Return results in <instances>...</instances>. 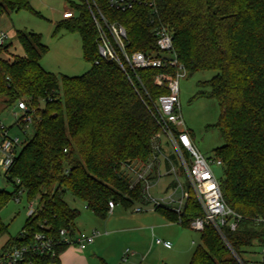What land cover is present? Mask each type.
I'll return each instance as SVG.
<instances>
[{"label": "trees", "instance_id": "16d2710c", "mask_svg": "<svg viewBox=\"0 0 264 264\" xmlns=\"http://www.w3.org/2000/svg\"><path fill=\"white\" fill-rule=\"evenodd\" d=\"M67 2L75 15L57 23L55 32L66 28L80 34L83 57L91 64L85 73L46 70L41 60L48 46L31 31L17 30L23 55H13L11 44L0 45V98L7 106L25 102L16 125L24 132L28 123L35 128L5 170L13 190L0 188V233L8 230L1 212L20 191L37 201L21 233L3 251L28 244L36 232L53 238L63 228L75 232L79 211L68 205L67 193L102 218L109 201L126 208L144 201L142 183L131 187L124 165L149 160L159 130L154 101L169 93L155 83V76L175 69L127 68V73L102 59L91 13L95 3L109 21L125 27L128 51L157 52L152 25L160 22L174 34V50L186 75L217 71L198 83L197 97L218 103L219 118L211 127L221 132L225 144L214 157L223 163V197L241 218L235 231L222 228L224 236L206 225L189 264H257L255 253L264 245V0H155V13L145 4L119 12L109 0ZM23 10L37 13L30 0H0V14ZM156 210L187 227L203 214L192 192L181 216ZM66 247L58 245L54 256L28 253L20 264L58 263Z\"/></svg>", "mask_w": 264, "mask_h": 264}, {"label": "rangeland", "instance_id": "374dc122", "mask_svg": "<svg viewBox=\"0 0 264 264\" xmlns=\"http://www.w3.org/2000/svg\"><path fill=\"white\" fill-rule=\"evenodd\" d=\"M30 2L37 13L23 10L17 13L0 14V32L7 33L6 44H11V53L24 54L17 38V30L31 31L40 34L42 42L48 46V51L41 60L46 70L69 76L85 73L91 64L83 57L80 34L66 28L55 32L56 24L64 20L63 12H74V9L70 8L67 0H30ZM8 57L12 59V56ZM216 74L217 71L204 70L180 78L179 96L185 125L196 148L207 158H214L215 149L225 144V140L218 129L211 127L219 118L218 103L214 98L197 97L200 90L198 83L209 80ZM23 114L24 110L19 109L17 104L7 106L0 98V122L8 129L10 137H19L17 153L35 132L32 123H28L26 132L16 125ZM1 140L0 134V143ZM166 150L168 153H174L167 144ZM2 157L3 152L0 150V159ZM177 168L181 182L187 186L186 176L179 166ZM214 170L219 177H222V170L219 167H214ZM171 181V175L161 177L158 182L151 185V195L157 198L166 196L168 193H165V189ZM0 188L13 190V186L5 176V168L1 164ZM65 200L70 207L79 211L76 220L77 229L84 232L97 230L99 235L95 245L91 247L89 245L87 249L82 250L75 245L67 246L66 250L72 258L69 262L63 260L60 264H73L75 253L77 256L83 255L88 259L89 264H100V259L107 264H189L194 250L202 244L200 231L168 218L165 219L152 204H148L143 211L135 210V207L140 205L139 202H134V206L129 208L117 204L114 211H109L107 216L102 218L71 193H67ZM31 202H34L36 206V200L29 201L22 193L20 201L13 198L2 210L1 218L8 230L0 233V254L6 242L10 238L17 237L23 230ZM157 238L170 240L173 248L166 249L156 244ZM127 250L128 257L123 260ZM257 252L255 259L260 261L262 258L260 248Z\"/></svg>", "mask_w": 264, "mask_h": 264}, {"label": "built area", "instance_id": "2783aa9c", "mask_svg": "<svg viewBox=\"0 0 264 264\" xmlns=\"http://www.w3.org/2000/svg\"><path fill=\"white\" fill-rule=\"evenodd\" d=\"M138 4L150 6L154 13L157 11L155 0H109V6L119 12L132 10ZM91 13L98 31V53L102 59L118 63L126 72L127 68L133 71L165 67L175 69L173 73L162 71L155 76V83L165 86L169 93L160 95L154 101L153 108L159 130L152 139V152L149 160L144 163L124 165L125 174L133 179L131 187L134 186V182L142 183L143 199L147 204H152L154 208L169 209L179 216L182 215L192 192L203 211L201 216L190 222L192 229L202 232L206 225H212L224 236L222 228L228 225L232 231H235L241 216L227 205L221 189V176L219 177L214 170V167H219L222 170L223 163L215 157H205L196 148L182 116L179 96L180 78L186 75V71L174 50L173 32L163 23H153L152 31L157 39V52L149 54L142 51L130 52L127 49L128 35L125 27L118 22L109 21L95 3L91 7ZM74 15L73 11H64L62 18H72ZM153 21L151 19V22ZM7 38V33L1 31L0 45L5 44ZM18 108L25 110L26 103L19 102ZM0 134L2 137L0 150L3 152L0 164L7 170L17 154L20 139L19 137H10L8 129L1 122ZM166 144L174 150L173 154L167 152ZM178 166L187 178V186L181 182ZM166 175L172 176V181L165 189V193L168 194L158 198L152 196L151 185ZM22 193L23 191H20L16 197L17 201H20ZM108 204L109 211H112L116 206L114 201H109ZM144 208L137 205L135 210L143 211ZM35 209V203L31 202L29 214H32ZM230 216H233L234 219L228 220ZM26 233L23 231L21 236L23 237ZM98 235L99 231L97 230L73 232L67 228L61 229L57 238L42 231L36 232L28 244L2 251L0 264H20L28 253L54 256L57 253V246L60 244L75 245L84 250L94 243ZM155 243L169 249L173 246L170 240L161 238H157ZM260 251L262 258L257 264H264V245ZM128 252L127 250L124 253L123 260L127 259Z\"/></svg>", "mask_w": 264, "mask_h": 264}, {"label": "crops", "instance_id": "0c3cea01", "mask_svg": "<svg viewBox=\"0 0 264 264\" xmlns=\"http://www.w3.org/2000/svg\"><path fill=\"white\" fill-rule=\"evenodd\" d=\"M148 204L145 202V201H143L142 203H140V205H138V206H143V207H146ZM115 208H116V206H115ZM115 208L112 210V211H114L115 210ZM111 211V212H112ZM164 217V216H163ZM165 218V217H164ZM166 219V218H165ZM76 231L77 232H80V230H78V229H76ZM164 240H166V239H164ZM168 240V239H167ZM95 241H96V239H95ZM95 241H94V243H95ZM92 244V245H90L89 247H91V246H93V245H95V244ZM88 248V247H87ZM86 248V249H87ZM164 248H166V247H164ZM172 248H173V246H172ZM172 248H170V249H172ZM93 249V248H92ZM166 249H169V248H166ZM72 257H71V255L67 252V250L65 249L61 254H60V262H58L57 264H60V263H62V261L63 260H66L67 262H69V260L71 259ZM102 261V259H100V262ZM73 264H89V261H88V259H86V258H84L83 257V255H79V256H77V254L75 253V259H74V261H73ZM101 264V263H100Z\"/></svg>", "mask_w": 264, "mask_h": 264}]
</instances>
